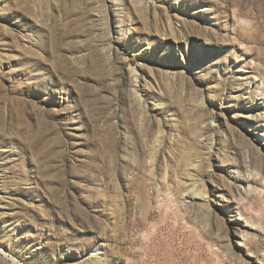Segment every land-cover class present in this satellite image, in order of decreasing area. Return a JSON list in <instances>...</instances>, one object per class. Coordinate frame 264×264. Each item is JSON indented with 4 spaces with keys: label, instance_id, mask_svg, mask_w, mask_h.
I'll use <instances>...</instances> for the list:
<instances>
[{
    "label": "rangeland",
    "instance_id": "1",
    "mask_svg": "<svg viewBox=\"0 0 264 264\" xmlns=\"http://www.w3.org/2000/svg\"><path fill=\"white\" fill-rule=\"evenodd\" d=\"M0 264H264V0H0Z\"/></svg>",
    "mask_w": 264,
    "mask_h": 264
},
{
    "label": "bare ground",
    "instance_id": "2",
    "mask_svg": "<svg viewBox=\"0 0 264 264\" xmlns=\"http://www.w3.org/2000/svg\"><path fill=\"white\" fill-rule=\"evenodd\" d=\"M261 139H263V137H262ZM201 196H202V197L205 196V192H203V193L201 194ZM239 233H240V235H242L244 238L247 237V232H246V231H240Z\"/></svg>",
    "mask_w": 264,
    "mask_h": 264
}]
</instances>
